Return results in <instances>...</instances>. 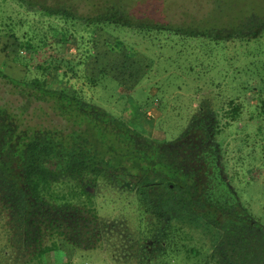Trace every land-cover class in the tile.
Segmentation results:
<instances>
[{
    "label": "trees",
    "instance_id": "trees-1",
    "mask_svg": "<svg viewBox=\"0 0 264 264\" xmlns=\"http://www.w3.org/2000/svg\"><path fill=\"white\" fill-rule=\"evenodd\" d=\"M68 1L0 0L15 4L25 27L20 35L0 15L1 51L24 68L15 76L0 66V264H80L84 240L114 238L100 224L103 190L134 208L139 242L158 249L151 264H264V225L220 179L215 140L241 121L264 131V4L226 10V1L196 0L172 22L152 17L149 0H94L84 14ZM209 72L205 84L224 88L227 101L201 100L204 116L173 142L103 107L117 94L146 114L173 81ZM195 159L206 162L196 169ZM59 250L68 255L62 263L52 260Z\"/></svg>",
    "mask_w": 264,
    "mask_h": 264
},
{
    "label": "rangeland",
    "instance_id": "rangeland-1",
    "mask_svg": "<svg viewBox=\"0 0 264 264\" xmlns=\"http://www.w3.org/2000/svg\"><path fill=\"white\" fill-rule=\"evenodd\" d=\"M48 2L62 3L67 0H46ZM94 0H69L72 5V8L80 13H88L92 11L91 4ZM152 1V5H146L148 12L151 13L152 17L155 18H164L168 21L176 22L185 18L184 8H189L194 10L198 3L196 0H149ZM162 1L164 4L160 3ZM225 3H224V2ZM222 4L226 10H229L231 7L249 4L251 0H223ZM254 1L256 7L264 4V0H252ZM158 2V3H155ZM237 2L236 4H233ZM135 5V4H134ZM186 6V7H185ZM231 6V7H230ZM16 9L13 10L12 8ZM213 7V5H212ZM17 7L14 3H3L0 6V15L3 16L4 20L8 19V16H11L16 22L18 34H22L25 31V27L19 24V19H22V15H18ZM190 14H188L189 17ZM227 15V14H226ZM223 16V19L226 17ZM195 17H202V13H196ZM229 18L230 15H227ZM226 17V18H227ZM185 62V61H184ZM5 65V70L7 72H12L15 76H23L24 68L12 61L9 55H6L5 52L1 51L0 47V66ZM212 75V72H209L204 77H194L193 75L184 76V79H180L177 83L173 81L171 89L161 98L155 102V106L148 107L149 110L145 114L141 111L140 108H136V101L132 98H122L117 94H113L112 100L114 106H109L112 109L107 107V103L104 102V109L113 115L122 116L126 119H133L137 121L139 128L146 134L150 135L153 138L157 139H167V141L177 140L185 132L188 125L192 123V120L196 116L203 117L204 115L201 112H198L199 105L202 101L207 100L206 97L210 99V102L213 100L215 103L220 105L218 98L221 97L223 101H227L223 96L226 93V90L219 92V89H214L213 86L209 88L205 84L209 80V76ZM164 76V75H163ZM187 82V83H184ZM202 83L204 89L201 92H196L194 90L195 83ZM167 85V86H169ZM177 85L182 87L178 89ZM222 90V89H221ZM179 91V93H178ZM177 92V93H176ZM3 92L0 91V95ZM4 95V94H3ZM248 96L250 94L248 93ZM106 94L103 95L101 99H109ZM220 99V98H219ZM155 99L153 98L152 101ZM221 100V99H220ZM255 100L251 99L250 102ZM212 103V102H211ZM213 104V103H212ZM159 105V106H158ZM228 105H224V111L228 108ZM216 116V117H215ZM250 116V111L244 112V117L248 118ZM194 117V118H193ZM213 121L218 120L220 127H224L226 123V118L223 117L222 113L214 112ZM216 123V122H215ZM259 122L255 124L244 123L243 121L238 124L234 123L229 126V128H224L220 134L215 135V140L221 143L219 155L222 156L221 161L225 164V176L227 177L228 184L233 188L238 201L240 204L247 209L248 214L253 216L259 222L264 225V131L259 130ZM257 135V137H256ZM179 140V139H178ZM182 141V140H181ZM180 141V142H181ZM94 192V190H92ZM95 193V192H94ZM114 197L118 198V205L107 202L111 201ZM123 196L120 193H111L108 190L100 191L97 194L96 201L98 202V208H100V224L106 226L111 222H116V215L118 213L117 209L123 208L125 213H127L130 221L133 225L136 224V216L134 212L129 208L130 206L122 205ZM106 201V202H105ZM104 204V206H103ZM122 209V210H123ZM125 216V215H124ZM91 225V224H90ZM131 227L130 223L126 222L124 227ZM92 227V225L90 226ZM119 226H117L118 228ZM88 237V236H87ZM86 237V238H87ZM85 238V239H86ZM95 240V239H94ZM114 239L111 241H106L105 238L102 241L98 242H89L87 239L84 240V245L79 247L77 253L85 254L86 257H80V264H135L136 260H125L123 255L118 254L116 251L117 245H114ZM116 243V242H115ZM116 246V247H115ZM116 251V254H115ZM77 255V254H76ZM76 257V256H75ZM68 255L65 250H59L52 255V260L57 263H62L64 260H67ZM178 262V263H177ZM176 264H193L187 258H182L177 261Z\"/></svg>",
    "mask_w": 264,
    "mask_h": 264
},
{
    "label": "flooded vegetation",
    "instance_id": "flooded-vegetation-1",
    "mask_svg": "<svg viewBox=\"0 0 264 264\" xmlns=\"http://www.w3.org/2000/svg\"><path fill=\"white\" fill-rule=\"evenodd\" d=\"M207 128H208V133L210 135H213V131L214 132L216 131V130H214L213 125L211 127L207 126ZM209 128L211 129V131ZM188 138H190L189 135H188ZM178 144L181 145V144H185V143L178 142ZM182 153H183L182 156L184 158H181V160H182L181 162L184 164L185 152H182ZM194 153L197 154L196 156H199V150H195ZM196 160L197 159H195V161ZM219 160H220V158H219ZM197 162H198V166L196 169H200L202 167L203 163L206 162V160H203L201 162L199 160H197ZM220 179L221 180L224 179L223 180V181H225L224 185H229L227 182L228 180H227L226 176H224V178H222V176H221ZM119 192H122V190H120ZM130 209L134 210V208H132V206H130ZM117 211H118V213L116 215V218H117L116 222H111L110 224H107V227L109 228L110 233H109V235H106V236H111V237L114 236L113 239L116 242V243L114 242V245L118 244L117 249H116V251L119 252L118 254L123 255V258H125V260H128V261L135 259L136 260L135 264H142L140 262L143 260H147L148 261L147 264H151L152 261L157 260L158 249H156V247H154L153 240L149 239V240H146L144 242L143 241L139 242L140 238H139L137 232H135L136 227L130 221L127 213L121 211V209H119V206H118ZM126 222L130 223L131 227H129L127 225L126 227L122 228L124 226V224H126ZM117 226H119V227L117 228ZM141 243H144V244L141 245ZM116 251H115V254H116Z\"/></svg>",
    "mask_w": 264,
    "mask_h": 264
}]
</instances>
